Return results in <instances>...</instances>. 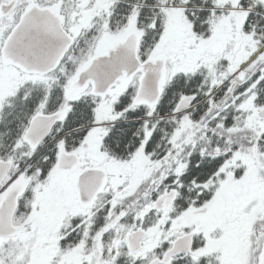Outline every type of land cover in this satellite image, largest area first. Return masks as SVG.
Wrapping results in <instances>:
<instances>
[{
	"label": "snow or ice",
	"instance_id": "snow-or-ice-1",
	"mask_svg": "<svg viewBox=\"0 0 264 264\" xmlns=\"http://www.w3.org/2000/svg\"><path fill=\"white\" fill-rule=\"evenodd\" d=\"M0 264H264V0H0Z\"/></svg>",
	"mask_w": 264,
	"mask_h": 264
}]
</instances>
